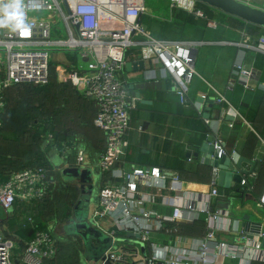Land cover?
<instances>
[{
    "label": "built area",
    "instance_id": "1",
    "mask_svg": "<svg viewBox=\"0 0 264 264\" xmlns=\"http://www.w3.org/2000/svg\"><path fill=\"white\" fill-rule=\"evenodd\" d=\"M21 2L27 30L0 27V52L5 57L3 62L0 61V118L7 109V91L21 85L45 86L49 83L54 53H77L85 63L84 67L72 57L59 64L56 76L58 81L71 84L78 94L95 103L94 124L105 137V150L96 164L88 162L82 147L76 149L73 166L65 162V168L89 169L99 177H108L100 187L96 184L88 223L106 236L111 246L97 261L88 264H213L216 258L238 260L240 264L264 263V223L240 227L243 219L235 217L232 210L219 209L215 205L220 198L218 168H212L210 191L198 197L185 189L178 172L157 167L118 168L126 156L127 137L132 130L131 112L138 103L122 78L129 51L139 50L141 60L160 64L173 83L174 94L181 105L187 107L191 103V85L199 76L195 68L199 44L154 38L143 23V16L148 13L145 0ZM176 4L180 5V1ZM46 13L51 20L34 16ZM193 14L206 19L200 10ZM57 19L64 20L65 35L53 32ZM208 25L217 28L216 23L209 22ZM260 44H264V38L260 39ZM237 75L230 88L240 85L244 90L256 91L258 72L238 65ZM261 89L264 90V84ZM200 98L203 101L208 99L205 95ZM214 101L227 108L233 121L249 125L224 95L216 93ZM206 124L211 123L206 120ZM228 127L233 129L234 122ZM207 138L213 139L219 160L227 157L230 166L237 165L241 158L238 150L229 153L219 132L214 130V134ZM258 138L264 147V138ZM259 174L255 167L243 175L238 194L254 199L256 207L264 210V191L257 198L253 194ZM54 184L45 168L14 173L9 181L0 184V211L10 213L17 202L28 205L43 202ZM162 210H168L169 214ZM199 216L206 217L207 233L198 242L195 253L180 236L174 238V247L165 243L163 238L168 239L170 233L177 231L176 226L170 228V224L192 222ZM24 220L32 224V213L27 212ZM223 234H236L238 241L224 243L219 240ZM129 235H138L139 238ZM18 250V243L4 237L0 231V264H46L53 261L58 254L57 239L50 233L38 231L17 254ZM157 252L161 255L157 256Z\"/></svg>",
    "mask_w": 264,
    "mask_h": 264
},
{
    "label": "crops",
    "instance_id": "2",
    "mask_svg": "<svg viewBox=\"0 0 264 264\" xmlns=\"http://www.w3.org/2000/svg\"><path fill=\"white\" fill-rule=\"evenodd\" d=\"M179 1L180 5L176 4ZM7 2H9V0H0V7ZM199 4L200 3L195 0H170V3L163 0L156 6L148 5V7H146L148 11L147 14H150L151 18H162V20L171 16L173 7L190 14H193L194 11L197 10L204 13L206 19L197 18V26H189L188 30H185L186 34L181 38L178 36L177 41H174L199 44L195 64L199 76L195 77L193 80L190 91L191 103L185 107L181 105L179 99L174 94L173 83L160 64L145 60L146 67L144 71H128L125 67L122 78L127 83L131 96L138 99V103L136 109L131 112L132 130L127 137L129 146L126 151V156L118 164V168L122 169H129L134 166L157 167L162 170L175 171L178 173L180 169H186L192 173H189L191 177L183 175L185 177L183 178L181 176L184 181L185 189L196 194L197 197L207 194L210 191L212 180V173L208 179L204 176L206 171L204 170L205 164L202 162V158L206 156V154L202 152L203 145L208 141H213L212 138L208 139L206 137L207 132H211V135H213L214 130L219 133L229 131L228 134H230L232 129L228 127V124L236 122L233 121V117L227 113L228 110L225 106H220L214 101L215 94L219 93L224 95L231 106L237 111L239 107L245 108L248 103H252L257 94H264V90L261 89V86L264 84V79L262 77V81H260L261 72L256 68L257 55L264 54V44H260V39L264 38V28L260 27L257 28V30L253 29L249 27L247 23L209 7L208 9H210V11L205 13L204 9L198 8ZM34 16L38 19L51 20V16L47 13L35 14ZM209 22L216 23L217 28L209 27ZM138 52L139 50L133 49L129 51L128 63L141 61L140 52ZM60 56V58H62L60 59L62 64L69 60L66 58V55ZM238 65L249 70H254L260 74L257 82L258 88L255 92L244 89L235 92L236 86L230 88V84L238 78ZM56 82L55 84L51 83L52 86L51 84L47 86L50 87V92L53 97L56 95L60 98L57 107L53 108H58V106H60L61 108L59 109H64L65 106H63V104L68 96V90L65 88L69 86L73 91H75V89L69 83L58 81L57 76ZM203 95L207 96L208 99L206 101L201 100L200 97ZM82 99L80 104L74 106L77 109L76 112L71 115L67 114L68 116L62 115L60 117L57 129L63 136L76 137V142L69 141L64 145H68L70 142H74L75 145L79 144V146L85 149L88 162L93 165L97 163L106 143L102 131L94 124L97 115L95 103L86 98ZM51 107L52 105H50V108ZM205 115H208V118H206ZM222 116H224V118H222ZM206 120H209L211 124H206ZM17 125L19 126L18 123ZM248 126L245 125L244 131L235 143L231 140L232 134L228 136L230 139L229 143L224 141L226 150L229 153H231L233 149H237L238 152H240L243 143L246 142L248 130L250 129L249 127H251L252 132L256 134L257 137L259 136L251 125ZM3 128V135L12 133L9 130L13 129L7 126V124H3ZM140 128L142 129L141 131ZM254 153V159L252 161L257 164V162H260V160L264 158V153L262 148H257ZM239 155L241 156L240 153ZM189 156L192 160H190ZM47 158L50 162V168L47 169L49 177L52 181H55L52 188L55 189L59 185L64 188L75 186L81 191L79 183L67 179L63 175L65 159L59 153L58 149L53 148L52 150H48ZM74 162L75 160L72 163L74 164ZM173 165L175 166L174 168ZM244 168L250 171L251 166L244 165ZM194 170L196 171L193 172ZM96 175V181H98L99 186L101 184V177H99L98 173H96ZM231 197L241 202L245 201L251 204L247 206L246 210L241 209L240 206L231 209L232 205H230V198L220 197L216 200V207L224 210L230 209L235 217L243 219L240 227H243L247 222L253 224L259 222L251 219V215L261 218L256 213L255 209L258 208L256 207L254 199L243 198L238 196L236 192H232ZM14 210L10 213L0 211V223H4L9 215H14ZM162 212L169 214L168 210H162ZM240 212L241 214H239ZM21 215L20 213V216ZM245 216H249L248 221H245ZM200 218L201 216L195 218L192 222H181L177 225L170 224V228L176 226L177 231L174 230L170 233L168 239L163 238L165 239V243L174 247V238L180 236L186 240L187 246L193 249L191 252L195 253L198 242L204 236L200 237L194 234L183 235L181 234L179 226L193 225ZM20 220L23 221L24 216H22ZM68 236L73 238L76 237ZM60 239L66 241L64 238ZM219 240L228 244H233L238 241L236 234H223L220 236ZM80 242L81 245L79 250L84 258L83 241L80 240ZM179 249L181 248L179 247ZM214 260L213 264H240L238 260L234 261L221 258H216ZM83 263L85 262L82 261V264Z\"/></svg>",
    "mask_w": 264,
    "mask_h": 264
},
{
    "label": "trees",
    "instance_id": "3",
    "mask_svg": "<svg viewBox=\"0 0 264 264\" xmlns=\"http://www.w3.org/2000/svg\"><path fill=\"white\" fill-rule=\"evenodd\" d=\"M198 8L204 9L205 13L210 11L208 6L201 3L198 5ZM143 23L154 38L174 42L177 41L178 36L181 38L186 34L185 30H188L189 26H197V17L194 14L173 7L169 18L162 20V18H150L145 15L143 17ZM248 26L256 30L260 28L251 24H248ZM129 55L130 53H128V57ZM59 64L54 61L50 64V80L52 79V84L57 83L56 68ZM256 68L261 72L260 81H262V77L264 79V54L257 55ZM33 86L34 85L30 84L18 86V88L24 87L27 90L20 94L16 103L13 102L11 104L9 101L8 105V100L6 99L8 106L5 111L6 113L2 115L0 121H3V117L9 110L7 114L9 120L17 122L19 126L12 130V133L3 135V124L1 123L2 126L0 124V184L9 181L11 175L17 172L34 168L49 169L50 162L47 158V151L53 148L58 149L62 156L65 151H67L65 162L73 166L75 162L74 164L72 162L75 160L77 154L76 149L81 147L79 144L75 145L74 142L64 145L69 141L76 142L77 138L74 136H63L62 133H60L61 136L58 137L59 130L57 129V125L62 115H71L76 112L77 109L74 106L80 104L83 100L82 98L85 97L75 92L76 90L73 91L68 86V88H65L68 90V96L63 104V106H65L64 109H59L61 108L60 106H58V108H53L57 107L58 102H60L59 96L54 95L53 97L50 92V87ZM235 88V92L243 89L240 85H236ZM20 92L21 89H19L16 96ZM8 93L9 91H7L6 94ZM50 105H52L51 108ZM16 106L17 108L15 109L14 107ZM239 110L238 111L246 122L253 127L260 137L264 138V94H257L252 103H248L245 108L239 107ZM235 123L232 131H230V134H232L231 140L234 143L245 129V124L242 121H236ZM228 132L229 131H223L220 133V136L223 141L229 143L230 139L228 136L230 134H228ZM209 134H211V132H207L206 135L208 136ZM47 135L51 136L50 140H48L49 138ZM259 144L260 140L257 135L249 131L246 142L243 143L239 153L242 157L253 160L254 152ZM190 160L192 159L190 158ZM174 167L173 165V168ZM256 168L259 170L260 174L253 194L257 198L261 196L264 191V158L261 159L260 162H257ZM204 170L206 171L204 176L207 177V179L210 178L212 168L208 165H204ZM179 171L183 178H185L183 175L191 177L189 173L192 172L186 169H180ZM195 171L196 170L193 172ZM107 178L106 175H102L99 187L104 184ZM60 188H51L48 197L43 202H33L30 205L17 202L14 215H9L4 223H0V231L4 237L16 240L19 245V250L16 252L17 254L27 243L34 239L36 232L44 231L50 233L57 239L58 254L53 261L46 262V264H82L83 258L81 251H76V249L73 250V247L70 246L72 242L69 243L61 240L55 231V223L67 221L70 217L69 210L71 209L70 202L64 200V193L68 192L67 188L62 186ZM238 196L241 195L238 194ZM27 212L32 213V224L25 220H20L22 216L25 217ZM20 213L22 214L21 216ZM54 220H57V222H54ZM51 221L53 222L51 223ZM179 228L183 235L194 234L203 237L207 233L206 217L201 216L193 225H180Z\"/></svg>",
    "mask_w": 264,
    "mask_h": 264
},
{
    "label": "water",
    "instance_id": "4",
    "mask_svg": "<svg viewBox=\"0 0 264 264\" xmlns=\"http://www.w3.org/2000/svg\"><path fill=\"white\" fill-rule=\"evenodd\" d=\"M201 4L208 6L211 9L221 11L222 13L237 18L247 24L264 28V0H195ZM145 61L141 60L136 63H128L126 69L128 71H144ZM202 100V99H201ZM211 103V102H210ZM208 118V115H205ZM202 152L206 154L204 164L211 168H218V195L220 197L231 198V193H239V185L242 182L243 175L252 172L256 163L252 160L241 157L235 165L230 166V161L227 157L218 159L217 151L213 142H206L202 147ZM190 158V156H189ZM244 165H250V171L244 168ZM63 175L72 181L79 183L83 196L77 204L76 210L84 213V217H78L76 221L65 224L66 233L70 236H76L83 241L84 252L83 256L87 262L97 261L111 246L110 240L99 231L95 230L86 222V215L89 211L91 201L93 200L96 191V173L89 169L65 168ZM78 212V213H80ZM80 215V214H79ZM245 221L249 220V216L244 217ZM246 228L249 222L245 223ZM131 236V235H129ZM136 237L139 236H131ZM262 246L264 247V241ZM16 264H19L18 262ZM106 264H111L107 262Z\"/></svg>",
    "mask_w": 264,
    "mask_h": 264
},
{
    "label": "rangeland",
    "instance_id": "5",
    "mask_svg": "<svg viewBox=\"0 0 264 264\" xmlns=\"http://www.w3.org/2000/svg\"><path fill=\"white\" fill-rule=\"evenodd\" d=\"M160 1H163V0H145V4H146V7H148V5H158L159 4V2ZM164 1H166V2H169L170 3V0H164ZM146 15H148V14H146ZM149 17L151 16L150 14L148 15ZM151 18V17H150ZM153 18H155V17H153ZM54 31H56L57 33H59V34H62V35H65L66 34V27H65V23H64V20L63 19H57V23L54 25V27H53V32ZM52 37L53 38H55V36H54V33L52 34ZM55 48H51V50H54ZM1 50V49H0ZM57 53H54V62H57L58 64L59 63H61V61H60V59H62V58H60L61 56L60 55H56ZM72 57H75L76 58V60H77V62H78V64H81V65H83L84 67H85V63H83L82 61H81V59H80V57L77 55V53H72V52H70L69 54H67L66 55V58H68V59H70V58H72ZM4 59H5V57H4V53L3 52H0V61H4ZM59 66V65H58ZM50 78H51V74H50ZM51 81H52V79L49 81V83L47 84V85H45V86H48V85H50L51 84ZM22 86V85H21ZM24 87H27V86H24ZM24 87H14V88H12V89H10L9 90V93L8 94H6V99L8 100V105H9V101H10V103L12 104L13 102H17V99H18V97L20 96V94L22 93V92H24V91H26L27 89H25ZM34 87V86H33ZM33 87H31V88H33ZM19 89H21V92L16 96V94L18 93V91H19ZM23 89V90H22ZM7 105V106H8ZM15 109L17 108V106L16 107H14ZM8 112H9V110L7 111V114H8ZM4 113H6V112H4ZM7 114H5V116L3 117V121L1 122L0 121V124L2 123V124H7V126H9V127H11L13 130L14 129H16V128H18V125H17V123L15 122V121H13V120H9V118H8V115ZM249 129V128H248ZM9 131H12V130H9ZM249 131H251V129H249ZM60 131L58 132V137H60L61 135H60ZM48 136V138L50 139L51 138V136L50 135H47ZM259 148H262V151H263V153H264V147L263 146H261V143L258 145V149ZM59 188L61 187L60 185L58 186ZM57 187V188H58ZM60 189H62V188H60ZM67 191L68 192H65L64 193V197H65V199L64 200H66V201H68V202H70V207H71V209L69 210V215H70V217H69V219L67 220V221H65V222H62V223H55L56 224V231H57V236L59 237V238H64V239H66V241L67 242H72L71 244H70V246L71 247H73L72 249L73 250H75L76 249V251H79V247H80V245H81V242H80V240L77 238V239H75V238H73V237H69L68 235H67V233H66V227H65V224L64 223H66V224H70V223H72V222H74V221H76L77 220V218L80 216V217H84L83 215H84V213H81L80 211H77L76 210V205H77V203H79L80 201H81V198H82V196H83V194H82V190L80 191V189L78 190V188L77 187H75V186H72V187H69V188H67ZM229 201L231 202H229L230 203V205H232V207H231V209H233V208H237L238 206H240L241 207V209H243V210H246L247 209V206L248 205H250L251 203H246L245 201H243V202H241L240 200H238V199H234V197H231L230 199H229ZM90 207H91V205H90ZM256 210V213L261 217V218H257L256 216H254V215H251V219L254 221V220H257V221H259V222H261V223H264V210L263 209H255ZM78 212H80V213H78ZM80 214V215H79ZM89 214H90V208H89V211L87 212V213H85V215H86V224L88 225L89 223H88V218H89ZM239 214H241V212L239 213ZM53 221H51V223H52ZM54 222H57V220H54ZM68 222V223H67ZM91 226V225H90ZM92 227V226H91ZM84 245V244H83ZM84 252V251H83ZM83 258V257H82ZM82 261H84L85 262V264H88V262L83 258L82 259Z\"/></svg>",
    "mask_w": 264,
    "mask_h": 264
},
{
    "label": "clouds",
    "instance_id": "6",
    "mask_svg": "<svg viewBox=\"0 0 264 264\" xmlns=\"http://www.w3.org/2000/svg\"><path fill=\"white\" fill-rule=\"evenodd\" d=\"M26 31L27 27L24 24V11L21 0H9L0 7V27H9ZM161 255L157 252V256Z\"/></svg>",
    "mask_w": 264,
    "mask_h": 264
},
{
    "label": "flooded vegetation",
    "instance_id": "7",
    "mask_svg": "<svg viewBox=\"0 0 264 264\" xmlns=\"http://www.w3.org/2000/svg\"><path fill=\"white\" fill-rule=\"evenodd\" d=\"M82 194H83V192H82ZM78 204V203H77ZM77 206V205H76ZM77 238V237H76Z\"/></svg>",
    "mask_w": 264,
    "mask_h": 264
}]
</instances>
